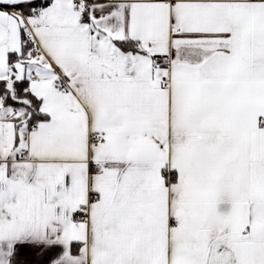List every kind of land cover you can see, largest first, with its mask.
<instances>
[{
  "label": "snow or ice",
  "instance_id": "1",
  "mask_svg": "<svg viewBox=\"0 0 264 264\" xmlns=\"http://www.w3.org/2000/svg\"><path fill=\"white\" fill-rule=\"evenodd\" d=\"M0 264H264V0H0Z\"/></svg>",
  "mask_w": 264,
  "mask_h": 264
}]
</instances>
